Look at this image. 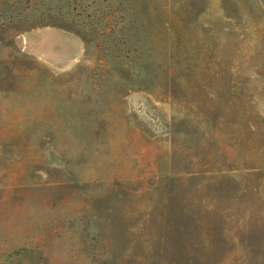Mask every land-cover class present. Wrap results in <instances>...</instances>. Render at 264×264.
<instances>
[{"label":"rangeland","instance_id":"374dc122","mask_svg":"<svg viewBox=\"0 0 264 264\" xmlns=\"http://www.w3.org/2000/svg\"><path fill=\"white\" fill-rule=\"evenodd\" d=\"M0 264H264V0H0Z\"/></svg>","mask_w":264,"mask_h":264}]
</instances>
